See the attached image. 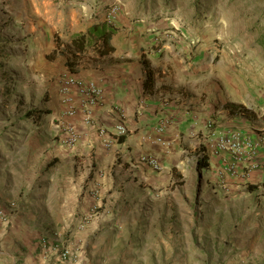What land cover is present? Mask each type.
<instances>
[{"label": "crops", "instance_id": "obj_1", "mask_svg": "<svg viewBox=\"0 0 264 264\" xmlns=\"http://www.w3.org/2000/svg\"><path fill=\"white\" fill-rule=\"evenodd\" d=\"M99 1L105 0H41L38 5L43 23L32 27L39 38L30 45L38 48L42 64L58 66L55 76L59 85L66 77L92 81L102 95L89 108L88 124L80 96L71 89L70 102L64 103L59 85L51 106L39 114L41 121H46L42 126L45 149H41L37 161L41 166L33 176L35 187L41 188L22 197V213L35 207V211L55 212L56 218L48 223L51 219L47 216L48 221L36 224L35 215L29 213L22 219L23 226L60 227L57 215L67 213L63 227L69 229L71 240L64 241L77 259L58 264H97L102 256L95 253L99 243L96 239L91 242L93 232L112 229L109 226L114 220L119 223L123 219L119 213L128 208L139 210L144 199L158 190L171 196L176 182L174 188H199L209 209L215 208V188L218 192L221 184L232 198L243 200L255 235L264 234V146L255 159L257 166L249 169L246 177L242 170L248 166L243 169L238 165L237 172L230 174L226 170L230 157L213 151L215 140L224 134L253 138L264 129V55L260 47L256 53L245 54L243 60L221 59L217 82L197 75L199 67L194 73L183 69L180 79L172 82L165 77V70L173 49L158 47L154 52L153 41L161 38L158 32L153 28L145 32L143 24L130 22L121 12L113 25L117 31L110 39L112 52L104 56L88 53L71 68L67 64L71 55L68 41L104 20L96 5ZM36 13L40 15L39 9ZM39 39L45 42L41 44ZM69 107L72 116L66 113ZM54 118L78 133L73 147L57 141L50 123ZM118 127L125 130L121 141L113 138ZM99 129L105 131L104 136L98 134ZM142 154L151 155L160 170L139 164ZM201 172L206 176L204 182L202 177L198 179ZM4 204L0 208L6 207ZM15 237L25 251L23 264H57V257L43 249L50 245L48 240ZM97 255L98 259L93 257Z\"/></svg>", "mask_w": 264, "mask_h": 264}, {"label": "rangeland", "instance_id": "obj_2", "mask_svg": "<svg viewBox=\"0 0 264 264\" xmlns=\"http://www.w3.org/2000/svg\"><path fill=\"white\" fill-rule=\"evenodd\" d=\"M40 1L0 0V205L14 204L12 210L7 208L8 222H0V264H23L25 251L15 234L25 240L39 236L48 240L44 250H61L67 244L64 240H71L63 227L67 213H58L60 227L33 224L27 229L22 221L29 213L35 215L36 224L49 218L48 223H54L56 218L55 212H39L35 207L23 214L21 205L23 196L41 188L35 187L33 174L45 149L42 126L46 121L25 113L49 108L59 85L58 66L43 65L38 48L30 45L39 38L32 27L43 23ZM96 5L102 13L116 5L117 15H128L147 33L152 28L158 32L161 38L153 41L151 49H173L165 70L172 82L180 79L183 69L194 73L198 67L197 75L217 82L220 60H243L245 54L256 53V38L264 31V0H105ZM44 72L52 75L46 77ZM57 122L56 118L50 122L54 133ZM201 176L204 182V172ZM174 184L171 196L158 190L144 199L139 210L119 213L123 219L114 220L112 229L93 232L91 242L99 243L95 253L102 256L98 262L95 259L97 264H264V234L255 235L243 200L232 198L220 184L218 192L215 188V208L209 209L199 188H174ZM28 233L32 235L27 237Z\"/></svg>", "mask_w": 264, "mask_h": 264}, {"label": "built area", "instance_id": "obj_3", "mask_svg": "<svg viewBox=\"0 0 264 264\" xmlns=\"http://www.w3.org/2000/svg\"><path fill=\"white\" fill-rule=\"evenodd\" d=\"M117 13L118 7L116 5L107 8L103 12L104 21L112 26L115 25ZM71 89H74L77 95L80 96L81 110L86 117L85 123H90V120L88 119L89 108L100 100L102 90L92 81H83L72 77H66L59 85V93L63 95L64 103L70 102L68 95L70 94ZM66 113L67 115L72 116L74 113L73 108L69 107ZM124 133L125 130L122 127H118L113 138L117 140L118 137ZM98 134L100 136H104L105 131L99 129ZM55 137L60 144L70 148L75 145L78 139V133L71 125L58 120L55 125ZM262 146H264V129L258 131L253 138L242 136L238 133L224 134L215 140L213 144V151L226 153L230 157V163L226 166V170L230 174L237 172L238 165L244 166L243 169L248 166L246 171L242 170L244 177H246L248 170L257 166L255 159ZM137 161L139 164L146 165L154 171L160 170L159 164L151 155L142 154L138 157ZM201 177L200 173V178ZM7 208L12 210V208H14V204L9 203L7 207L0 208V222L2 223L8 222L9 215ZM45 251H55L59 261H74L76 259L75 251L69 247L62 248L61 250L56 248H45Z\"/></svg>", "mask_w": 264, "mask_h": 264}, {"label": "trees", "instance_id": "obj_4", "mask_svg": "<svg viewBox=\"0 0 264 264\" xmlns=\"http://www.w3.org/2000/svg\"><path fill=\"white\" fill-rule=\"evenodd\" d=\"M106 8L107 5L104 6V9ZM116 31L117 29L115 27L101 20L90 26L84 33L74 35L68 41V47L71 51V55L67 60L68 66L72 68L79 60L88 55V53L97 56H104L111 53L113 48L110 45V39ZM255 43L260 47L261 53L264 55V31L256 38ZM148 76L150 77V72ZM40 113H38L36 108H33L28 110L25 116H39ZM118 141H121L120 136L118 137Z\"/></svg>", "mask_w": 264, "mask_h": 264}]
</instances>
